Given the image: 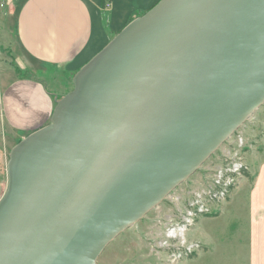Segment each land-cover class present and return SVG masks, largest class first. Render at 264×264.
<instances>
[{"label":"water","instance_id":"1","mask_svg":"<svg viewBox=\"0 0 264 264\" xmlns=\"http://www.w3.org/2000/svg\"><path fill=\"white\" fill-rule=\"evenodd\" d=\"M15 144L0 264H96L264 104V0H159Z\"/></svg>","mask_w":264,"mask_h":264},{"label":"crops","instance_id":"2","mask_svg":"<svg viewBox=\"0 0 264 264\" xmlns=\"http://www.w3.org/2000/svg\"><path fill=\"white\" fill-rule=\"evenodd\" d=\"M5 1L14 4L8 14L14 17L15 59L22 70L10 64L18 76L6 70L0 72L3 161L6 145L48 124L55 102L67 93L64 85L48 88L44 81L66 83V77L72 80L129 20L143 15L159 0H109L107 7L108 0ZM45 70L49 72L41 74ZM27 73L40 77L28 78ZM43 75L48 79L41 78ZM256 155L243 177L247 183L243 204L244 264H264V149Z\"/></svg>","mask_w":264,"mask_h":264},{"label":"rangeland","instance_id":"3","mask_svg":"<svg viewBox=\"0 0 264 264\" xmlns=\"http://www.w3.org/2000/svg\"><path fill=\"white\" fill-rule=\"evenodd\" d=\"M110 2H107L109 6ZM14 4L0 0V72L8 71L14 77L17 71V53L13 35L14 17L8 14ZM17 47V46H16ZM16 58V59H15ZM39 70L35 72L38 74ZM49 72V71H48ZM46 70L41 74L48 73ZM28 78H38L36 74L27 73ZM31 76V77H30ZM48 75L41 78L48 79ZM40 80V79H39ZM61 82V81H60ZM48 88L64 85L67 92L72 89L71 77H66V83H46ZM60 98V97H59ZM242 138L244 163L250 171V164L257 153L264 149V104L249 118L240 129L234 133ZM233 134V135H234ZM248 139V142L246 140ZM225 142L188 180L172 191L156 208L143 219L121 233L102 252L96 264H244L243 242V204L246 184L243 178L238 182L232 200L222 204L214 217H202L193 227L189 228L184 238L187 243L197 242L201 249L195 256L180 262H171L166 252L159 248L163 244L167 226L178 217L185 202L192 192L205 186L215 167L219 165L221 154L227 149ZM20 140H16L4 148L3 160H0V197L5 190V165L11 148ZM3 149L0 145V150Z\"/></svg>","mask_w":264,"mask_h":264},{"label":"built area","instance_id":"4","mask_svg":"<svg viewBox=\"0 0 264 264\" xmlns=\"http://www.w3.org/2000/svg\"><path fill=\"white\" fill-rule=\"evenodd\" d=\"M230 139L227 149L221 154L219 165L214 168L205 186L189 194L178 217L167 226L163 244L159 248L166 252L171 262L189 259L199 252L200 244L187 243L184 238L186 232L199 218L216 215L238 186L239 180L248 173L241 136L234 134Z\"/></svg>","mask_w":264,"mask_h":264},{"label":"trees","instance_id":"5","mask_svg":"<svg viewBox=\"0 0 264 264\" xmlns=\"http://www.w3.org/2000/svg\"><path fill=\"white\" fill-rule=\"evenodd\" d=\"M105 1H107V0H105ZM105 1H104V2H105ZM108 2H109V0H108ZM103 5H104V3H103ZM132 20H133V19L129 20L128 23L131 22ZM128 23H127V24H128ZM127 24H126V25H127ZM246 175H247V174H245V176H246ZM216 215H217V214H216ZM216 215H211V216H207V217L211 218V217H214V216H216ZM194 256H195V254L192 255L191 257L193 258ZM191 257H190V258H191Z\"/></svg>","mask_w":264,"mask_h":264}]
</instances>
